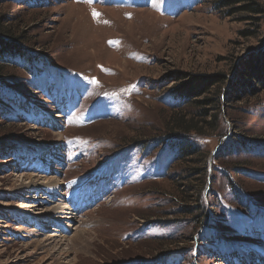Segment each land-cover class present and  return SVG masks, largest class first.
<instances>
[{
    "label": "rangeland",
    "instance_id": "obj_1",
    "mask_svg": "<svg viewBox=\"0 0 264 264\" xmlns=\"http://www.w3.org/2000/svg\"><path fill=\"white\" fill-rule=\"evenodd\" d=\"M221 1L0 0L26 38L0 79V264H46L45 238L71 264H264V92L230 96L264 16L247 35ZM214 74L216 128L174 138L172 111L198 110L176 89ZM44 177L59 194L24 187ZM61 198L73 221L38 215Z\"/></svg>",
    "mask_w": 264,
    "mask_h": 264
},
{
    "label": "trees",
    "instance_id": "obj_2",
    "mask_svg": "<svg viewBox=\"0 0 264 264\" xmlns=\"http://www.w3.org/2000/svg\"><path fill=\"white\" fill-rule=\"evenodd\" d=\"M243 3L238 10L250 13L248 17L252 20V24L255 31H246L247 35L257 34L261 28V19L264 16V4L255 0H224L217 4V6H228L232 4ZM26 41L23 34L16 33V30L11 25H4L2 17L0 16V79L8 74L6 67L8 61L4 58L23 54L22 44ZM262 51L259 54L253 55L248 59L241 61L237 70L231 77L230 86L233 100L242 101L244 98L255 97L257 94L264 92V40H262ZM227 77H223L220 74H214L202 77H191L188 83L180 85L176 92L183 96L184 100H187L189 105H196L198 109L193 115L185 113L182 109L175 108L170 115V134L174 138H178L180 133L197 134L202 133L203 129L207 127L208 130H213L215 127V118L217 113L211 115L212 107L217 109L218 101H222L225 96L221 93L218 99L206 98V96L212 88L221 87L222 84L227 82ZM223 87V86H222ZM202 97V99H200ZM204 97V98H203ZM226 98V96H225ZM197 103V104H196ZM199 103V104H198ZM169 124V123H168ZM179 153L187 156L194 154L192 145L190 142L182 141L179 146ZM205 168V167H204ZM192 208H184V211L191 214ZM201 208L200 213L193 215L195 220L200 222L203 214Z\"/></svg>",
    "mask_w": 264,
    "mask_h": 264
},
{
    "label": "bare ground",
    "instance_id": "obj_3",
    "mask_svg": "<svg viewBox=\"0 0 264 264\" xmlns=\"http://www.w3.org/2000/svg\"><path fill=\"white\" fill-rule=\"evenodd\" d=\"M57 149H59V148L57 147ZM48 152L49 153L47 154V156L48 155L53 156V152H51L50 150ZM28 177L32 178L31 176H28ZM40 179H41V181H40ZM40 179H39V182L36 179H30L29 183L26 184L24 187H36L38 189L44 188V189H49L50 192H52L53 194L54 193L59 194L58 192H59V189L61 186L58 183L57 179H54L53 177H47V178L44 177V178H40ZM65 204L66 203H65L64 199L61 198L60 200H58V202L53 203L52 206L45 208L48 211L47 210L44 211L45 209L41 210V211H39L38 215L44 214L45 212H46L45 215L52 214L53 215L52 221H54L58 225H60V223L62 221V220H60V218L66 219V220H68V222H71L75 219V217L72 215L71 212H68V207ZM54 215H56L57 217H54ZM68 222L66 223V225L69 226L70 224ZM51 241H54L53 249L51 252H49L47 254V256L45 258V259H48L47 260L48 262L46 264H63V263L64 264H71L72 260H68L66 262H63V259L68 258V251L62 250L63 248L62 249L60 248L61 250H59V248H58L59 244H61L62 241H64V239L60 238L59 240H56L55 238H45L41 243H39L40 248L45 247L46 245L51 243Z\"/></svg>",
    "mask_w": 264,
    "mask_h": 264
},
{
    "label": "snow or ice",
    "instance_id": "obj_4",
    "mask_svg": "<svg viewBox=\"0 0 264 264\" xmlns=\"http://www.w3.org/2000/svg\"><path fill=\"white\" fill-rule=\"evenodd\" d=\"M93 15L95 16V15H97V14L94 12Z\"/></svg>",
    "mask_w": 264,
    "mask_h": 264
}]
</instances>
